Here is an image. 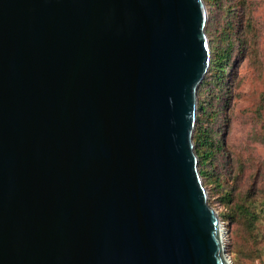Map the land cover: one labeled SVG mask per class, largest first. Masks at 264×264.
Masks as SVG:
<instances>
[{"label": "water", "instance_id": "95a60500", "mask_svg": "<svg viewBox=\"0 0 264 264\" xmlns=\"http://www.w3.org/2000/svg\"><path fill=\"white\" fill-rule=\"evenodd\" d=\"M203 0H0V264H231L193 132Z\"/></svg>", "mask_w": 264, "mask_h": 264}, {"label": "rangeland", "instance_id": "374dc122", "mask_svg": "<svg viewBox=\"0 0 264 264\" xmlns=\"http://www.w3.org/2000/svg\"><path fill=\"white\" fill-rule=\"evenodd\" d=\"M203 1L210 59L218 45L227 48L230 60L222 84L207 78L214 116L202 129L221 134L226 153L213 159L217 180L202 181L225 229V254L231 264H264V0ZM226 191H231L234 203L247 197L244 203L259 216L253 227H247L246 215L234 221L224 215Z\"/></svg>", "mask_w": 264, "mask_h": 264}, {"label": "trees", "instance_id": "16d2710c", "mask_svg": "<svg viewBox=\"0 0 264 264\" xmlns=\"http://www.w3.org/2000/svg\"><path fill=\"white\" fill-rule=\"evenodd\" d=\"M224 39H226V37H224ZM229 60L230 56L227 48L215 45L211 51V59L208 70L198 86L197 115L193 142L194 150L198 157L199 172L204 182L213 178L217 180L218 175L214 172L215 166L213 159H215L216 155L220 152L226 153L222 135L216 133V135L213 136L212 130L208 129L206 126L202 129L204 124L210 123L209 120L211 119V116L212 118L214 116L211 115L214 108L210 106L209 99L207 98V94H209V91L206 89L209 84V82H207V78L210 75L214 77L212 84H222L224 73L226 71L225 65H227ZM210 97H212L211 94ZM217 132L220 131L218 130ZM216 185L218 186L219 184L217 183ZM245 198L247 197H244L241 201L239 200L234 203L231 191H226L222 196L224 205H227L228 207L226 210L227 214L224 215L231 221H234L239 216L246 215L250 219L247 227L251 228L259 216L256 210L251 209L249 205L244 203Z\"/></svg>", "mask_w": 264, "mask_h": 264}, {"label": "bare ground", "instance_id": "6f19581e", "mask_svg": "<svg viewBox=\"0 0 264 264\" xmlns=\"http://www.w3.org/2000/svg\"><path fill=\"white\" fill-rule=\"evenodd\" d=\"M220 233H221V237H222V240L224 239V234H225V229L223 227V225L220 226Z\"/></svg>", "mask_w": 264, "mask_h": 264}]
</instances>
